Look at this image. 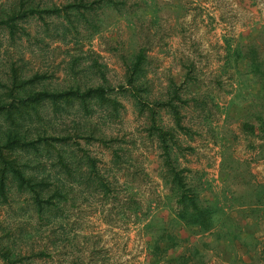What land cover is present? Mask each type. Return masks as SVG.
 <instances>
[{"label":"rangeland","instance_id":"rangeland-1","mask_svg":"<svg viewBox=\"0 0 264 264\" xmlns=\"http://www.w3.org/2000/svg\"><path fill=\"white\" fill-rule=\"evenodd\" d=\"M37 1L63 7L76 0ZM113 1L116 7L101 4L73 26L48 17L21 23L25 32L14 37L0 28V81L6 82L15 66L27 77L51 76L56 89L76 80L87 86L106 80L118 89L126 85L132 56L143 51L152 102L167 93L170 82L180 85L190 72L195 81L183 115L193 135L180 136L192 148L181 160L190 171L188 181L204 202L222 199L225 191L250 202L254 187L264 185V135L259 128L264 118V0ZM11 2L0 0V8ZM226 39L242 57L230 58ZM117 97L123 104L118 115L100 108L86 113L76 105L62 113L49 108L44 116V124L57 135L71 136L76 155L82 156L81 149L97 159L96 173L110 191L94 186L97 178L87 179L85 168L82 185L62 178L70 186L68 197L52 215L40 218L29 196L14 188L8 202H0V237L28 256L23 264H147L150 237L142 231L147 221L143 214L149 213L156 232L170 224L169 188L158 175V142L145 131L134 99L129 94ZM162 117L172 127L167 112ZM92 132L113 137L120 159L99 142L88 143L85 136ZM44 164L46 174L57 173L53 163ZM174 233L187 242L184 228ZM41 252L46 255L37 257ZM210 264L221 262L212 256Z\"/></svg>","mask_w":264,"mask_h":264},{"label":"trees","instance_id":"trees-1","mask_svg":"<svg viewBox=\"0 0 264 264\" xmlns=\"http://www.w3.org/2000/svg\"><path fill=\"white\" fill-rule=\"evenodd\" d=\"M101 4L117 6L113 0L93 3L76 0L63 7L43 6L37 0H12L8 7L0 8V28L14 37L19 31L25 32L21 23L30 19L45 21L48 17L62 18L73 26L74 22L95 14ZM232 42L226 39V49L230 58L237 60L242 55ZM146 64L143 51L133 55L126 73V85L118 89L107 85L106 80L98 86L83 85L76 80L66 89H56L50 83L51 76L37 73L27 77L13 66L8 80L0 81V202L6 204L9 193L16 188L29 196L40 218L52 215L68 197L70 186L64 177L69 183L77 180L82 185L85 168L87 179L96 177L92 184L104 193L109 192L110 185L96 173L97 159L81 149L82 156L76 155L71 136L57 135L44 124V116L49 108L62 113L76 105L86 113L91 108H100L118 115L123 108L118 94H129L135 101L145 131L158 142L161 160L158 175L169 188L166 200L172 215L170 224H162L160 232H156L157 225L147 219L149 213L143 214L147 221L142 231L150 237L146 242L147 264H210L212 256L221 264H264V185L254 187L250 202L234 191H225L222 199L203 201L198 187L188 181L190 171L181 161L185 159L184 152H192L180 136L193 135L192 129L184 123L183 110L189 104L186 95L195 78L187 72L182 84L170 82L167 93L151 102V91L145 83ZM163 112L171 117L172 127L164 124ZM260 121L259 128L264 135V118ZM35 124L40 128L32 129ZM246 127L251 133L256 132V127ZM85 140L99 142L112 150L113 157L120 159L113 137L106 134L96 137L92 132ZM46 160L59 168L56 174H46L43 167ZM139 214L140 209L136 208L138 220L142 218ZM177 227L188 233L187 242L179 240L174 233ZM12 245L10 239L0 237V260L5 264H23L28 256ZM45 255L41 252L36 256Z\"/></svg>","mask_w":264,"mask_h":264}]
</instances>
